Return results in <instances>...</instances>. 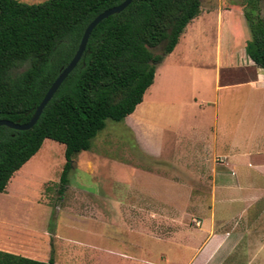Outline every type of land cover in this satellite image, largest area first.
I'll list each match as a JSON object with an SVG mask.
<instances>
[{"label":"crops","instance_id":"obj_1","mask_svg":"<svg viewBox=\"0 0 264 264\" xmlns=\"http://www.w3.org/2000/svg\"><path fill=\"white\" fill-rule=\"evenodd\" d=\"M249 38L242 6L219 0L203 6L123 120L139 148L154 157L162 154L167 122V186L184 190L179 201L169 198L180 212L167 247L190 252L185 263L224 264L245 248L264 251V71L246 54ZM189 134L204 141L203 149L188 146ZM209 146L210 161L201 154ZM30 159L14 172L0 199L9 197L12 182L26 173ZM193 183L207 194L193 200ZM193 202L195 209L189 211L186 205ZM0 213V250L42 260L36 247L11 243L16 238L7 218L10 210ZM94 213L84 216L92 219ZM126 215L149 217L147 212ZM27 230L22 239L35 242V233ZM249 236L257 243L247 242Z\"/></svg>","mask_w":264,"mask_h":264},{"label":"trees","instance_id":"obj_2","mask_svg":"<svg viewBox=\"0 0 264 264\" xmlns=\"http://www.w3.org/2000/svg\"><path fill=\"white\" fill-rule=\"evenodd\" d=\"M123 0H0V119L25 123L75 53L88 23ZM261 0H242L250 38L245 51L264 71ZM201 0H132L91 31L74 69L48 101L36 123L16 130L0 125V192L48 138L64 145L59 175L62 195L75 156L89 150L107 119L133 112L151 85L157 64L170 53ZM162 47L161 53L152 49ZM28 61L15 77L12 67ZM0 264H56L0 250Z\"/></svg>","mask_w":264,"mask_h":264},{"label":"rangeland","instance_id":"obj_3","mask_svg":"<svg viewBox=\"0 0 264 264\" xmlns=\"http://www.w3.org/2000/svg\"><path fill=\"white\" fill-rule=\"evenodd\" d=\"M217 1L201 0L200 11ZM219 1L241 8L242 0ZM261 3L264 8V0ZM161 50L159 46L152 52L159 54ZM28 65L24 61L12 67L9 75H19ZM163 125L162 154L154 157L139 148L123 121L107 119L105 127L92 139L90 149L75 156L62 195L59 175L65 160L64 145L44 139L24 170L26 173L12 182L9 197L0 199V211L10 210L7 218L16 238L11 243L36 247L42 260L48 259L52 250L56 264H192L185 263L190 252L170 251L167 247L180 212V205L172 201L181 198L184 190L167 186V122ZM193 138L192 135L185 142L201 150L204 141ZM212 152L209 146L201 152L202 158L210 161ZM193 184V200L196 195L207 194L205 188ZM195 206L194 202L186 205L189 211ZM130 211L147 212L149 217L134 219L126 215ZM90 212H95L96 217L85 218L84 214ZM188 222L192 224L194 220ZM26 227L27 233H35V242L22 239ZM247 239L249 243L256 242L250 236ZM224 264H264V251L255 253L245 248Z\"/></svg>","mask_w":264,"mask_h":264},{"label":"water","instance_id":"obj_4","mask_svg":"<svg viewBox=\"0 0 264 264\" xmlns=\"http://www.w3.org/2000/svg\"><path fill=\"white\" fill-rule=\"evenodd\" d=\"M132 0H123L119 4L109 7L96 15L85 27L83 34L81 36L80 42L78 44V47L73 54L70 61L65 65V67L62 68V70L59 72L58 76L55 78L53 83L50 85L48 90L46 91L45 95L35 108L33 114L31 115L30 119L25 123H19L14 122L8 119H0V125H4L9 128H13L16 130H26L31 128L36 121L38 120L40 114L42 113V110L48 103V101L52 98L55 91L58 89L60 84L63 82V80L67 77V75L74 69V67L77 65L79 60L81 59V56L86 48V44L88 41V38L90 36L91 31L93 28L103 19L108 17L109 15L116 14L121 12L126 6H128L131 3Z\"/></svg>","mask_w":264,"mask_h":264}]
</instances>
